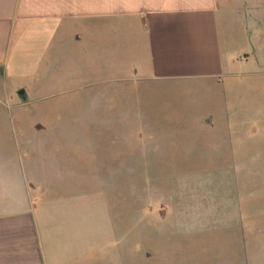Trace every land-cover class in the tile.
I'll list each match as a JSON object with an SVG mask.
<instances>
[{
  "label": "rangeland",
  "instance_id": "1",
  "mask_svg": "<svg viewBox=\"0 0 264 264\" xmlns=\"http://www.w3.org/2000/svg\"><path fill=\"white\" fill-rule=\"evenodd\" d=\"M248 38L218 82L93 93L68 77L75 52L45 82L0 84V156L43 159L32 177L70 212L68 264H264V33Z\"/></svg>",
  "mask_w": 264,
  "mask_h": 264
},
{
  "label": "crops",
  "instance_id": "2",
  "mask_svg": "<svg viewBox=\"0 0 264 264\" xmlns=\"http://www.w3.org/2000/svg\"><path fill=\"white\" fill-rule=\"evenodd\" d=\"M251 1L258 11L236 7ZM263 33L264 0H0V84L45 82L75 52L83 70L68 77L93 93L108 83L218 82L234 76L235 40ZM14 159L0 156V264H68L64 199H43L32 177L43 159Z\"/></svg>",
  "mask_w": 264,
  "mask_h": 264
},
{
  "label": "water",
  "instance_id": "3",
  "mask_svg": "<svg viewBox=\"0 0 264 264\" xmlns=\"http://www.w3.org/2000/svg\"><path fill=\"white\" fill-rule=\"evenodd\" d=\"M16 95L18 96V98L20 99V101L22 103L26 102L27 94H26V91L23 88H20V89L16 90ZM36 129H39V125L36 126Z\"/></svg>",
  "mask_w": 264,
  "mask_h": 264
}]
</instances>
